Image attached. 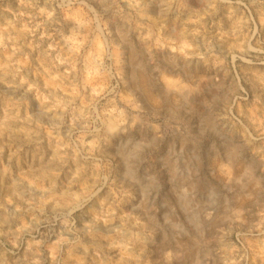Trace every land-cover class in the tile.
I'll return each mask as SVG.
<instances>
[{
  "label": "rangeland",
  "instance_id": "1",
  "mask_svg": "<svg viewBox=\"0 0 264 264\" xmlns=\"http://www.w3.org/2000/svg\"><path fill=\"white\" fill-rule=\"evenodd\" d=\"M0 264H264V0H0Z\"/></svg>",
  "mask_w": 264,
  "mask_h": 264
}]
</instances>
